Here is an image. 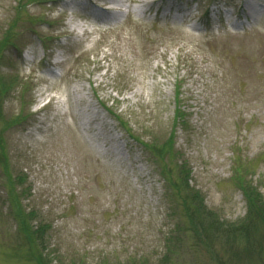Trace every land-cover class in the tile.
I'll return each instance as SVG.
<instances>
[{
    "label": "rangeland",
    "instance_id": "374dc122",
    "mask_svg": "<svg viewBox=\"0 0 264 264\" xmlns=\"http://www.w3.org/2000/svg\"><path fill=\"white\" fill-rule=\"evenodd\" d=\"M112 1L0 0V264H264V0L214 32L234 0L204 31Z\"/></svg>",
    "mask_w": 264,
    "mask_h": 264
},
{
    "label": "trees",
    "instance_id": "16d2710c",
    "mask_svg": "<svg viewBox=\"0 0 264 264\" xmlns=\"http://www.w3.org/2000/svg\"><path fill=\"white\" fill-rule=\"evenodd\" d=\"M187 175V174H186ZM18 180V185H21L22 184V181L20 178L17 179ZM188 180L186 179V177L184 176V178L182 179V182L186 183ZM16 198V197H15ZM17 199V198H16ZM24 209L22 207H20V205H18V210L16 212V215H18L19 217H21L22 215V212ZM29 215H32L33 216V212H28ZM29 229H31V233L36 235V239L38 238L37 241H39V244L41 246V253L44 254V251L46 250V248H43L42 245L44 243L43 241V237H44V234H45V231H46V226L41 224L40 222H36L34 223L33 226L29 227ZM29 238V237H28ZM30 243V242H29ZM45 256V255H44ZM36 262L37 264H44L42 262V258L38 255H36Z\"/></svg>",
    "mask_w": 264,
    "mask_h": 264
},
{
    "label": "bare ground",
    "instance_id": "6f19581e",
    "mask_svg": "<svg viewBox=\"0 0 264 264\" xmlns=\"http://www.w3.org/2000/svg\"><path fill=\"white\" fill-rule=\"evenodd\" d=\"M249 1V0H248Z\"/></svg>",
    "mask_w": 264,
    "mask_h": 264
}]
</instances>
